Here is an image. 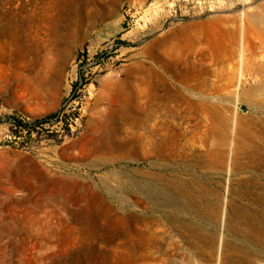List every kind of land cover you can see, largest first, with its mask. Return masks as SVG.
Segmentation results:
<instances>
[{"label": "rangeland", "instance_id": "374dc122", "mask_svg": "<svg viewBox=\"0 0 264 264\" xmlns=\"http://www.w3.org/2000/svg\"><path fill=\"white\" fill-rule=\"evenodd\" d=\"M262 125L264 0H0V264H264Z\"/></svg>", "mask_w": 264, "mask_h": 264}, {"label": "bare ground", "instance_id": "6f19581e", "mask_svg": "<svg viewBox=\"0 0 264 264\" xmlns=\"http://www.w3.org/2000/svg\"><path fill=\"white\" fill-rule=\"evenodd\" d=\"M242 17H244V14H242ZM243 31L244 29H242L240 32V34H243ZM245 33V32H244ZM244 35V34H243ZM242 35V36H243ZM241 36V35H240ZM246 37V36H245ZM245 41V40H244ZM243 41V38L240 39L239 41V45H238V55H237V65H238V68H237V75H236V86L235 87V91H234V112L237 114V110H238V107L236 105V103H239L240 102V98H239V94H237V90L240 88V86L242 85L243 82H246V77H247V70H246V58H245V54H244V49H245V42ZM248 50V49H247ZM253 59V58H252ZM233 112V113H234ZM234 113V114H235ZM234 117V115H233ZM237 117V116H236ZM234 119V118H232ZM234 121V120H233ZM232 126V125H231ZM230 126V128H231ZM194 128V127H193ZM196 129V128H195ZM194 129V130H195ZM241 129V128H240ZM189 131V130H188ZM192 131V130H190ZM224 131V130H222ZM232 131V130H231ZM238 131V130H237ZM236 131V132H237ZM187 132V130L185 131ZM193 132V131H192ZM233 132V131H232ZM259 132L260 134H264V125H262V127H260L259 129ZM234 133V132H233ZM241 133V132H240ZM188 134V133H187ZM185 135V133H184ZM227 135V134H226ZM221 136V135H220ZM250 136V135H249ZM221 138V137H220ZM228 139V137H226ZM225 136H224V139H226ZM222 139V138H221ZM226 139V140H227ZM235 140V139H234ZM185 141V139H184ZM257 141V140H256ZM224 144L220 146L219 150L215 153L217 158H223L224 156V150L222 149V147H224V145L226 144L225 141L223 140ZM234 142V141H233ZM233 142L231 141L230 142V145H233ZM180 144V143H179ZM222 144V143H221ZM235 144V143H234ZM240 145V144H239ZM234 146V145H233ZM235 146H238L235 144ZM234 146V148H235ZM227 147V146H226ZM225 147V148H226ZM230 148V147H229ZM243 148V147H242ZM231 149V148H230ZM247 149V148H246ZM245 149V150H246ZM245 150H242V154L244 157H246L248 159V162H251L252 165L248 166L249 168H251L252 170H255V171H258L259 169H261L263 166H264V155L261 154V151L264 150V143H262L260 146L256 147V149L250 153V152H246ZM226 151V149H225ZM235 153L233 154V165H236L237 162H238V156L239 155V151L238 150H235L234 151ZM228 154V153H227ZM241 154V155H242ZM207 156V155H206ZM256 156H258V159H259V163H254V160L256 159ZM211 157V156H210ZM226 157V156H225ZM228 158V157H227ZM240 158V157H239ZM232 162V161H231ZM213 163V162H212ZM240 163V162H238ZM222 164V163H220ZM226 164V162H225ZM231 164V163H230ZM211 165V164H210ZM227 165V164H226ZM221 166V165H220ZM245 166V165H244ZM230 167V166H229ZM228 167V168H229ZM226 168V167H225ZM224 168V169H225ZM227 169V168H226ZM233 169V168H232ZM228 170V169H227ZM231 170V169H229ZM225 171V170H223ZM237 171V170H236ZM245 171V170H244ZM219 172V171H218ZM228 172V171H227ZM226 173V172H225ZM248 176V175H247ZM132 185V184H131ZM135 188V187H134ZM137 190L143 192L145 194V196L148 198L149 201H152L153 199V195H154V190L150 187V186H140ZM156 191V190H155ZM144 197V196H143ZM257 199V198H256ZM159 205V204H156V206ZM133 209L136 210L135 213H136V219H135V222H139L141 220V217L140 215H138L137 213V208L135 206H133ZM181 209V208H180ZM183 210V209H182ZM180 211V210H179Z\"/></svg>", "mask_w": 264, "mask_h": 264}, {"label": "trees", "instance_id": "16d2710c", "mask_svg": "<svg viewBox=\"0 0 264 264\" xmlns=\"http://www.w3.org/2000/svg\"><path fill=\"white\" fill-rule=\"evenodd\" d=\"M13 125H14L15 127H17V126L20 127V126H21V122L15 120V121L13 122ZM27 130H28V129H27Z\"/></svg>", "mask_w": 264, "mask_h": 264}, {"label": "built area", "instance_id": "2783aa9c", "mask_svg": "<svg viewBox=\"0 0 264 264\" xmlns=\"http://www.w3.org/2000/svg\"><path fill=\"white\" fill-rule=\"evenodd\" d=\"M114 47L112 46L110 50H112Z\"/></svg>", "mask_w": 264, "mask_h": 264}]
</instances>
